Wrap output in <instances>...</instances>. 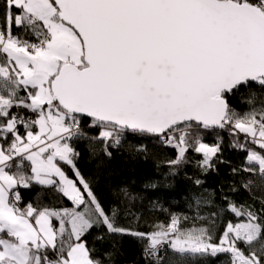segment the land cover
I'll return each mask as SVG.
<instances>
[{"label":"snow or ice","instance_id":"6c2138e0","mask_svg":"<svg viewBox=\"0 0 264 264\" xmlns=\"http://www.w3.org/2000/svg\"><path fill=\"white\" fill-rule=\"evenodd\" d=\"M217 128L244 136L233 144L249 174L239 187L251 192L258 175L264 189V0H0V264H111L87 239L100 227L147 240L150 264L169 250L264 264V195H223L200 223L173 214L135 231L75 163L78 140H100L110 156L135 134L174 146L173 165L202 154L207 170L222 148L199 132ZM34 185L71 206L24 203Z\"/></svg>","mask_w":264,"mask_h":264},{"label":"trees","instance_id":"16d2710c","mask_svg":"<svg viewBox=\"0 0 264 264\" xmlns=\"http://www.w3.org/2000/svg\"><path fill=\"white\" fill-rule=\"evenodd\" d=\"M252 90L261 91L255 85ZM248 92L242 89L231 99L237 111L247 107L244 99ZM96 135V131L89 132V136ZM199 135L205 143H220L222 148L214 167L207 170L200 164L202 154L189 150L184 162L173 165L169 162L175 160L178 154L174 146L155 137L135 134H127L120 145L109 147L110 156L105 154L100 140H78L74 143L79 153L75 163L85 179L91 181L105 208L118 209L120 224L135 231H151L158 223L166 225L173 214L188 217L182 226L200 223L198 217L207 215L210 208L222 204L223 195L242 202L264 195L258 175L253 177L251 192L239 187L249 174L243 171L246 166L245 151L233 144L244 143L243 134L237 137L229 128H217L201 129ZM233 169L241 171L233 174ZM233 187L238 190L232 192ZM22 196L24 203L71 206L55 189L39 185L23 190ZM136 217H139L138 221ZM220 227H223V222ZM98 237L104 238L101 240ZM87 239L97 254L110 260L111 264H150L144 257L146 240L129 234L110 235L104 227L93 229ZM165 264H228V256L187 257L169 250Z\"/></svg>","mask_w":264,"mask_h":264},{"label":"rangeland","instance_id":"374dc122","mask_svg":"<svg viewBox=\"0 0 264 264\" xmlns=\"http://www.w3.org/2000/svg\"><path fill=\"white\" fill-rule=\"evenodd\" d=\"M66 170H67V169H66ZM69 175H70V177L75 178V177L72 175L71 172H69ZM87 180L91 183V181H90L89 179H87Z\"/></svg>","mask_w":264,"mask_h":264},{"label":"crops","instance_id":"0c3cea01","mask_svg":"<svg viewBox=\"0 0 264 264\" xmlns=\"http://www.w3.org/2000/svg\"><path fill=\"white\" fill-rule=\"evenodd\" d=\"M91 186H92V183H91Z\"/></svg>","mask_w":264,"mask_h":264},{"label":"built area","instance_id":"2783aa9c","mask_svg":"<svg viewBox=\"0 0 264 264\" xmlns=\"http://www.w3.org/2000/svg\"><path fill=\"white\" fill-rule=\"evenodd\" d=\"M147 241V240H146Z\"/></svg>","mask_w":264,"mask_h":264}]
</instances>
